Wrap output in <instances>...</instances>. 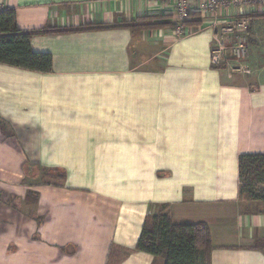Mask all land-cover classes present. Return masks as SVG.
<instances>
[{"label":"crops","instance_id":"crops-1","mask_svg":"<svg viewBox=\"0 0 264 264\" xmlns=\"http://www.w3.org/2000/svg\"><path fill=\"white\" fill-rule=\"evenodd\" d=\"M154 1L0 0L21 31L88 28L32 37L50 73L0 64V264H106L112 245L119 264H163L134 250L159 205L207 225L209 264H264L249 249L264 200L241 199L238 180L239 156L264 154V7L248 15L244 81L212 67L198 16L178 36L89 28L170 15Z\"/></svg>","mask_w":264,"mask_h":264},{"label":"trees","instance_id":"trees-1","mask_svg":"<svg viewBox=\"0 0 264 264\" xmlns=\"http://www.w3.org/2000/svg\"><path fill=\"white\" fill-rule=\"evenodd\" d=\"M198 16L193 14L192 18ZM139 22H144L139 24ZM201 24L198 19L182 23L183 27H195ZM111 27L129 28L133 31L164 29L174 30L170 15H156L137 19L136 21L121 22L117 25L89 26L103 29ZM88 29H59L46 31H21L16 26L14 9H0V64L28 71L50 73L52 57L47 53L32 51L30 41L36 34H53ZM219 70V69H217ZM57 178L61 181L64 175L54 171H46L44 178ZM238 180L240 198L251 201L264 200V193L255 187L264 184V154H243L238 158ZM250 250L264 254V241L256 242ZM136 252L151 255L160 259L163 264H209V254L212 250L210 231L206 224L175 225L170 219L168 206L159 205L156 212H148L135 245ZM126 254L120 248L111 246L106 264H119Z\"/></svg>","mask_w":264,"mask_h":264},{"label":"built area","instance_id":"built-area-1","mask_svg":"<svg viewBox=\"0 0 264 264\" xmlns=\"http://www.w3.org/2000/svg\"><path fill=\"white\" fill-rule=\"evenodd\" d=\"M163 5L176 26L175 35L181 34L182 23L199 19L213 30L211 64L215 69L226 71L229 77L250 74L246 24L255 3L264 7V0H155ZM237 73V74H236Z\"/></svg>","mask_w":264,"mask_h":264},{"label":"rangeland","instance_id":"rangeland-1","mask_svg":"<svg viewBox=\"0 0 264 264\" xmlns=\"http://www.w3.org/2000/svg\"><path fill=\"white\" fill-rule=\"evenodd\" d=\"M158 9H160V11H162L163 13H167L168 11L166 10V9H164V7H163V9L162 8H160V7H157ZM246 24V35H247V41H248V52H249V55H250V53H251V51H252V47L254 48V46L256 45V43H255V41L251 38V34H250V32H249V26H248V21H247V23H245ZM249 57V56H248ZM249 68H251L250 67V65H249ZM253 69H251V72H250V74H237V75H233V76H231V77H229L228 76V79H232V77H234V76H242L243 78H245V79H243L244 81H246L247 80V78L248 77H251L252 76V74H253ZM228 75V74H227ZM233 81V80H232ZM58 179L57 178H42V181H44V182H54V181H57ZM255 190L256 191H258V192H262V193H264V184H261V185H258V186H256L255 187Z\"/></svg>","mask_w":264,"mask_h":264}]
</instances>
